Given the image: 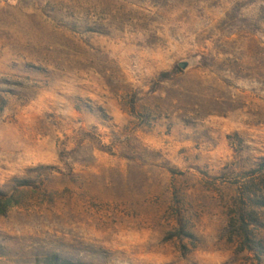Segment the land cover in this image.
Masks as SVG:
<instances>
[{"label":"rangeland","instance_id":"rangeland-1","mask_svg":"<svg viewBox=\"0 0 264 264\" xmlns=\"http://www.w3.org/2000/svg\"><path fill=\"white\" fill-rule=\"evenodd\" d=\"M0 246L264 264V0H0Z\"/></svg>","mask_w":264,"mask_h":264},{"label":"trees","instance_id":"trees-1","mask_svg":"<svg viewBox=\"0 0 264 264\" xmlns=\"http://www.w3.org/2000/svg\"><path fill=\"white\" fill-rule=\"evenodd\" d=\"M166 76H167V75H166ZM3 252H4V250H3V248L0 246V257L3 256ZM47 264H69V263H66V262H59V261L57 260V258L52 257V258H49V259L47 260Z\"/></svg>","mask_w":264,"mask_h":264},{"label":"water","instance_id":"water-1","mask_svg":"<svg viewBox=\"0 0 264 264\" xmlns=\"http://www.w3.org/2000/svg\"><path fill=\"white\" fill-rule=\"evenodd\" d=\"M186 67H187V63H179L178 64V68L181 69V70L186 69Z\"/></svg>","mask_w":264,"mask_h":264}]
</instances>
